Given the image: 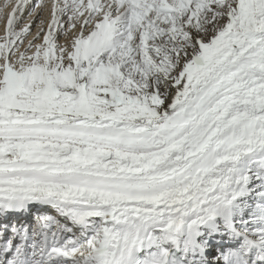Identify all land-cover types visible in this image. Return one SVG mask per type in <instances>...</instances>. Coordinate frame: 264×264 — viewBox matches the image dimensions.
Wrapping results in <instances>:
<instances>
[{
	"label": "snow or ice",
	"instance_id": "6c2138e0",
	"mask_svg": "<svg viewBox=\"0 0 264 264\" xmlns=\"http://www.w3.org/2000/svg\"><path fill=\"white\" fill-rule=\"evenodd\" d=\"M0 264H264V0H0Z\"/></svg>",
	"mask_w": 264,
	"mask_h": 264
}]
</instances>
